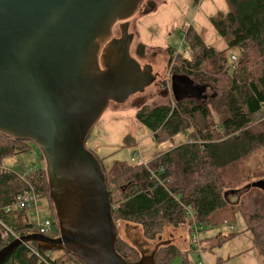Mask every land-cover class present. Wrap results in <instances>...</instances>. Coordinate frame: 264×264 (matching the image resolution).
Returning a JSON list of instances; mask_svg holds the SVG:
<instances>
[{"label":"trees","instance_id":"16d2710c","mask_svg":"<svg viewBox=\"0 0 264 264\" xmlns=\"http://www.w3.org/2000/svg\"><path fill=\"white\" fill-rule=\"evenodd\" d=\"M225 1L227 13L210 18L225 49L208 47L191 28L183 38L188 55L172 54L170 60L172 74L200 79L201 84L222 90L221 98L210 102L184 99L138 114L155 143L177 135H184L185 141L147 166L125 161L105 166L103 159L93 154L103 167L117 226L136 227L143 239L151 242L158 240L167 227H187L191 234L194 223L204 231L231 225L241 216L245 232L253 239L250 249L259 248L264 261V189L256 186L264 181V0ZM229 52L238 55L232 64H227ZM256 120L258 130L252 128ZM33 147L29 141L0 134V250L16 237L37 233L26 211H5L25 193L48 198L56 228L49 237L59 236L46 167L21 176L5 165L11 158L29 154ZM244 186L248 189L238 202L230 204L226 193ZM226 241L222 238L215 246L221 247ZM116 249L130 262L141 258L137 248L121 237ZM185 253L174 242L161 245L155 253V264H171L176 257L182 259L180 264H199L190 262ZM45 258L53 264H81L65 248L45 249L33 242L20 246L5 264H43Z\"/></svg>","mask_w":264,"mask_h":264},{"label":"water","instance_id":"95a60500","mask_svg":"<svg viewBox=\"0 0 264 264\" xmlns=\"http://www.w3.org/2000/svg\"><path fill=\"white\" fill-rule=\"evenodd\" d=\"M144 1L0 0V134L40 149L59 227L57 238L15 239L0 250V264L28 242L65 248L81 264H155L157 249L170 243L159 238L152 252L132 243L141 255L137 262L117 252L106 176L86 147L111 103L124 104L157 79L130 54L128 21ZM118 23L125 24L115 39ZM207 90L189 76L171 77L176 102H204Z\"/></svg>","mask_w":264,"mask_h":264},{"label":"rangeland","instance_id":"374dc122","mask_svg":"<svg viewBox=\"0 0 264 264\" xmlns=\"http://www.w3.org/2000/svg\"><path fill=\"white\" fill-rule=\"evenodd\" d=\"M148 1L152 2L155 7L151 8L145 2L140 11L128 21L127 31L133 35L130 48L131 56L138 59L135 53L136 48H144L145 57L143 56L142 60L138 59L140 61L137 62L141 67L150 66L153 75L157 76V79L143 93L131 96L124 104L111 103L92 128L86 143L87 147L92 146V143L98 145L97 155L100 159H103L105 166H109L116 161L147 166L160 155L185 141L184 135H177L172 139L164 140L160 144L155 143L150 130L139 122L138 114L142 110L155 105L160 106L175 102L170 90L171 77L173 76L170 71L172 67L170 57H172V54H175V56L185 54L186 46L183 38L189 29L192 28L197 31L208 47L216 51H222L226 47L224 40L214 30L210 22V18L218 13H227L228 7L225 0H201L197 3L195 0ZM125 23H119V25ZM117 25L113 29L115 39L121 37ZM228 56L227 64H232L233 56L238 59L235 52H229ZM163 78L169 80L170 92L165 95H163L161 87L157 85L159 80ZM192 80L195 84L203 85L200 79ZM205 86H208V98L204 102L218 101L221 98L222 90L211 85ZM262 115L264 117V114ZM252 128L260 129L257 120ZM41 157H44L43 154L34 145L32 152L11 158L6 161L5 165L18 175L24 176L32 170L39 169L42 166L46 167V162L45 160L43 162ZM136 160H141L142 164L137 163ZM256 186L264 189V181L257 182ZM247 189L248 186H244L240 190L227 192V201L230 203L231 199L235 200L237 198L239 200L242 193ZM39 205L40 219L53 221L54 212L50 207L48 198L41 197ZM30 219L32 220V218ZM231 225L233 226H231L232 229H228L225 225L202 231L198 236L200 248L196 250L192 249V242L188 240L190 239L188 236L190 233L187 227L178 230L167 227L159 238L162 241L174 242L183 252H186L187 259L192 263L264 264L259 248L250 249L253 246V239L250 233L245 232L246 224L242 217L238 216ZM118 229L121 238L131 244H138L142 250L149 248L152 252L159 243V239L151 242L145 241L139 229L128 224H121ZM232 233H236L238 236L233 238ZM222 238H226L227 243L221 247H216L215 245H218ZM145 242L148 243L144 244ZM181 261L180 257H176L171 264H180Z\"/></svg>","mask_w":264,"mask_h":264},{"label":"built area","instance_id":"2783aa9c","mask_svg":"<svg viewBox=\"0 0 264 264\" xmlns=\"http://www.w3.org/2000/svg\"><path fill=\"white\" fill-rule=\"evenodd\" d=\"M185 54L184 55H188L187 51H184ZM236 58L233 56L232 57V62H236ZM89 146V145H88ZM87 147V144H86ZM88 150H90L92 153L97 154L98 152V145L96 143H92V146L87 147ZM137 163H141V160H136ZM40 195H38L35 192H31V193H25L23 195H20L17 197V199L15 200L14 203H12L11 205L7 206L5 208V211L7 213H14V212H18V211H26L29 215L30 218H32L33 223L35 225V228L37 229V233L39 235L42 236H47L49 237V234L53 231L56 230L53 221L50 219H45V220H41L40 219ZM232 225L227 224L226 227L228 229H232L231 227ZM203 231L202 227H199L197 224H193L192 225V231H191V236H190V240L192 242V245L195 249H199L200 248V239L198 238L199 234ZM9 233L5 234V237H8ZM191 237H193L191 239ZM15 239H18V237H16ZM30 247V246H29ZM31 252L33 255H37V251L34 250L33 248H30ZM43 264H53L51 261H48V258H45L44 260H42ZM199 264H203L202 262H199Z\"/></svg>","mask_w":264,"mask_h":264},{"label":"flooded vegetation","instance_id":"af4514ba","mask_svg":"<svg viewBox=\"0 0 264 264\" xmlns=\"http://www.w3.org/2000/svg\"><path fill=\"white\" fill-rule=\"evenodd\" d=\"M145 2H146V5H148V6H150L151 7V5H152V2H150V1H148V0H145L144 1V4H145ZM117 26H119V31H120V25H119V23H118V25ZM114 28H116V26L114 27ZM121 33V32H120ZM113 37L115 38L116 36H114L113 35ZM136 56L138 57V59H140V60H142L144 57H145V55H144V51H143V56H139L138 55V49L136 48ZM137 61H140V60H138L137 58H135ZM170 60H171V57H170ZM174 75V74H173ZM156 82V81H155ZM159 87H161V91H163V95H165V94H168V92H170V90H171V87H170V90H169V80H168V78H163V79H160L159 80V82H158V84H157ZM207 97H208V95H207ZM147 251L149 250V248H147L146 249ZM150 251V250H149ZM151 252V251H150Z\"/></svg>","mask_w":264,"mask_h":264},{"label":"crops","instance_id":"0c3cea01","mask_svg":"<svg viewBox=\"0 0 264 264\" xmlns=\"http://www.w3.org/2000/svg\"><path fill=\"white\" fill-rule=\"evenodd\" d=\"M97 155V154H96ZM231 195H233L232 193H230ZM232 201L230 202V203H232V204H236L237 203V198L235 199V200H233V199H231ZM172 234V233H171ZM173 235V234H172ZM189 237L191 236V234H189L188 235ZM188 240H190V239H188Z\"/></svg>","mask_w":264,"mask_h":264},{"label":"bare ground","instance_id":"6f19581e","mask_svg":"<svg viewBox=\"0 0 264 264\" xmlns=\"http://www.w3.org/2000/svg\"><path fill=\"white\" fill-rule=\"evenodd\" d=\"M136 60V59H135Z\"/></svg>","mask_w":264,"mask_h":264}]
</instances>
